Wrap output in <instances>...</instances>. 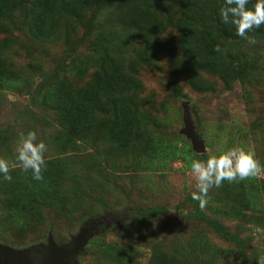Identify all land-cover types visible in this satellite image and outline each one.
Here are the masks:
<instances>
[{"label":"rangeland","instance_id":"374dc122","mask_svg":"<svg viewBox=\"0 0 264 264\" xmlns=\"http://www.w3.org/2000/svg\"><path fill=\"white\" fill-rule=\"evenodd\" d=\"M97 1L60 10L39 34L29 31L33 20L0 18V76L20 82L0 88V157L14 159L19 135L29 130L48 145L42 181L19 168L11 171V182L0 176V245L20 250L45 245L48 237L64 243L88 219L103 218L101 230L92 232L74 255L75 264H241L235 243L193 215L199 210L236 235L250 264H257L264 255V178L239 182L253 187L259 207L245 209L246 219L221 218L211 210L218 206L214 201L201 209L189 200L196 190L190 170L161 154L174 142L203 154L199 160L240 146L254 150L264 165V26L255 45L242 38L226 42V49L242 52L245 64L251 63L245 83L226 85L220 72L224 66L206 68L185 56L191 34L203 21L191 14L202 7L181 8L178 0ZM194 1L213 7L219 0ZM109 26L126 28L118 35L125 50L116 65L139 89V119L126 128L118 126L120 117L109 105L117 94L104 90L103 76H98L105 68L98 62L95 38L111 32ZM48 88H54L50 96ZM97 93L101 99L95 102ZM84 95L93 99L83 112H90L93 126L77 133L76 122L60 109ZM185 111L203 152H195L182 132ZM103 122L112 129L110 135ZM46 182L59 192L51 198L56 204L40 205L38 218L29 215L23 192L33 193ZM211 191L225 193L222 186Z\"/></svg>","mask_w":264,"mask_h":264},{"label":"trees","instance_id":"16d2710c","mask_svg":"<svg viewBox=\"0 0 264 264\" xmlns=\"http://www.w3.org/2000/svg\"><path fill=\"white\" fill-rule=\"evenodd\" d=\"M81 1L83 0H0V18L2 17L6 20H12L15 17L17 19L18 17L22 16L27 20H33L35 25L29 28V31L32 34H39L37 31L40 26H52L50 24L52 21L51 19L54 16H57V14L60 13V10L66 7L73 8L74 6L83 5L88 0H86V2L83 4H80ZM90 2L91 4L98 3L97 0H90ZM178 2L181 8H185V6H188L189 9L193 6H195L193 9H199L201 7L203 8L199 10V14L197 10L191 14L192 17L195 15L196 17L200 16L203 21L195 27L196 30L191 34L192 37L186 44L188 48L185 50V56L194 59V62H199L201 63L199 65H202L206 68H211V66L218 65L224 66L220 72L222 75L224 74L223 79L228 83L226 85H230L234 81L245 83L250 72L247 67L251 68V63L245 64V58L242 52L238 50L232 51L230 48L226 49L225 47L226 42L229 40L238 39L240 37L236 35L234 26L231 24H224L220 18L219 10L221 5L223 6L224 4V0H219L217 5L213 7H210L206 2L198 6L195 4L196 2L194 0L192 3L191 0H178ZM252 2H254V0H250L249 7H251ZM104 8L102 7L100 9ZM107 18L110 21L113 18V13H108ZM107 28L111 32L102 31L99 36L100 38H95L97 43L95 47L99 51L98 62L101 63L105 68V71H103V73L99 72L98 76L99 74H102L100 75L101 78L103 76L102 79L104 80V83L103 85H100L104 90L117 94L116 98L111 99L114 101L108 100L109 105L111 106L114 114H117V116L120 117L118 126H123L126 128L139 119V116L137 115L138 109L136 107L135 101V92H139V89L137 85H134L133 81L129 82L131 81V77H128L126 72H124L120 66L116 65V61L120 59L119 56L122 55L123 51L125 50V48H123L125 40H120L118 35L123 34L121 31L125 32L126 28L120 30H115V28H112V26ZM215 28H217V32L213 33ZM260 29L261 27L254 29L251 33H249V35L257 37ZM185 38H188V35H186ZM217 45L219 46L220 51L214 50ZM203 46L205 47L204 54L202 56H198L197 51L201 50ZM240 63L245 65L242 66ZM104 68L101 69L103 70ZM0 84L1 89H11L16 84H20V82H13V80L10 79L6 80V77L0 76ZM109 87H111V90L107 89ZM46 93L50 96V94L54 93V88L46 89ZM99 96V93L95 95V102H98V100L100 101L101 97ZM92 100V96L86 97L84 95L81 100L77 99L76 104L64 106L60 109L64 117L73 119L76 122L73 128L77 131V133L79 131H89L93 126L90 112L87 113L86 116L83 114V112L88 110V106ZM102 129L107 135H110L112 132V129L105 122L102 124ZM116 135L119 140H123L122 134L117 132ZM162 155H171L173 158L181 160L185 169L190 170L189 158L197 159L198 156L202 157L201 155L203 154L193 153L185 143H181L179 146H176V143L174 142L169 149L163 148L161 156ZM162 158L164 159L163 156ZM222 187L225 190L223 196H220L218 193H214L211 190L209 192V201H214L218 205L213 209L211 207L209 208H211L213 213H215L217 216L226 219H231L232 217L245 218V209L250 210L251 208L260 206L253 196V187H243L239 182L228 183L227 181L222 184ZM52 191L53 190L46 182L37 186V190L33 193L30 191L23 192L25 196L28 197L25 208L29 215L33 212V214H35L38 218L39 215H37V210L40 205L46 206L47 204H56L51 198L58 197L59 192L55 194ZM189 200H193L192 194L190 195ZM232 200L241 203L243 206L242 209H236V202L232 203ZM152 210L153 209H146L143 212H138L136 209H131V212L137 214H150ZM125 212L126 211H124V213ZM193 215L203 219L204 222H206V224L212 230L218 233L221 238L233 241L238 251V261L241 264H250L248 261V256L244 251L242 241L236 235L227 233L222 224L217 219L209 217L202 211L196 210Z\"/></svg>","mask_w":264,"mask_h":264},{"label":"clouds","instance_id":"9594fccd","mask_svg":"<svg viewBox=\"0 0 264 264\" xmlns=\"http://www.w3.org/2000/svg\"><path fill=\"white\" fill-rule=\"evenodd\" d=\"M250 0H224L219 15L224 24L235 27L236 35L250 45L258 43L255 36L249 35L254 29L264 26V0H254L249 7ZM220 51L217 45L214 49ZM48 145L38 140L37 133L29 130L21 133L15 147L14 159L0 157V176L11 182V171L19 168L30 172L37 181L44 179L47 169L46 153ZM190 159V172L196 182V190L192 192V199L198 202L201 209L209 203V192L219 188L227 181L238 183L250 179L264 178V165L257 158L254 150L234 146L222 150L219 154L210 155L206 160ZM257 264H264V255L256 259Z\"/></svg>","mask_w":264,"mask_h":264},{"label":"water","instance_id":"95a60500","mask_svg":"<svg viewBox=\"0 0 264 264\" xmlns=\"http://www.w3.org/2000/svg\"><path fill=\"white\" fill-rule=\"evenodd\" d=\"M183 122L182 132L190 140L192 148L195 152H203L202 142L194 133L186 111L183 114ZM103 222V218L88 219L77 233L64 243H55L48 237L45 245L38 244L20 250L0 245V264H75L74 255L82 251L85 240L92 232L101 230Z\"/></svg>","mask_w":264,"mask_h":264}]
</instances>
